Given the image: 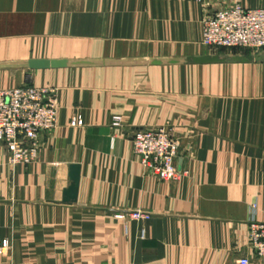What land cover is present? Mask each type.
Returning <instances> with one entry per match:
<instances>
[{"label": "crops", "instance_id": "1", "mask_svg": "<svg viewBox=\"0 0 264 264\" xmlns=\"http://www.w3.org/2000/svg\"><path fill=\"white\" fill-rule=\"evenodd\" d=\"M237 3L264 6L0 0V90L59 95L36 160L13 165L0 144V264H264L248 245L250 224L264 223V59L202 42L204 18ZM208 55L225 60L188 61ZM35 59L92 63L32 69ZM146 128L178 138L179 179L160 180L135 151ZM74 164L78 196L65 202Z\"/></svg>", "mask_w": 264, "mask_h": 264}, {"label": "built area", "instance_id": "2", "mask_svg": "<svg viewBox=\"0 0 264 264\" xmlns=\"http://www.w3.org/2000/svg\"><path fill=\"white\" fill-rule=\"evenodd\" d=\"M202 23V42L211 49L239 48L255 53L264 50V6L248 8L237 3L206 16ZM58 111L59 95L55 87L22 85L0 90V144L13 165H27L36 160L37 136L57 126ZM80 121L77 115L71 124L77 126ZM120 123L121 117L115 116L114 125ZM132 138L135 151L160 180H177L186 173L178 164L179 141L170 128L139 129ZM128 215L134 220L149 217L140 210ZM248 245L258 258H264V223L250 224ZM241 263L248 264L249 259L244 258Z\"/></svg>", "mask_w": 264, "mask_h": 264}, {"label": "water", "instance_id": "3", "mask_svg": "<svg viewBox=\"0 0 264 264\" xmlns=\"http://www.w3.org/2000/svg\"><path fill=\"white\" fill-rule=\"evenodd\" d=\"M241 60H252V59H264V53H253L247 57L237 58ZM225 58L220 57L219 55H208V56H200V57H191L188 58V61L195 62V63H210V62H219L223 61ZM92 62L88 61H76L70 62L68 60H48V59H35L31 60L28 64L29 67L32 69H40V68H49V67H65L70 64L75 65H87L91 64ZM80 172L81 167L79 164H74L71 166L70 178L72 183L70 186L64 191V201L65 202H74L77 200L78 196V189H79V182H80Z\"/></svg>", "mask_w": 264, "mask_h": 264}, {"label": "rangeland", "instance_id": "4", "mask_svg": "<svg viewBox=\"0 0 264 264\" xmlns=\"http://www.w3.org/2000/svg\"><path fill=\"white\" fill-rule=\"evenodd\" d=\"M80 66H88V64H87V65L82 64V65H80Z\"/></svg>", "mask_w": 264, "mask_h": 264}]
</instances>
